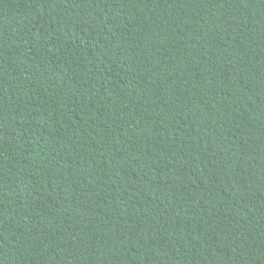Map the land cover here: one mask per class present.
Segmentation results:
<instances>
[{
	"label": "trees",
	"instance_id": "16d2710c",
	"mask_svg": "<svg viewBox=\"0 0 264 264\" xmlns=\"http://www.w3.org/2000/svg\"><path fill=\"white\" fill-rule=\"evenodd\" d=\"M0 264H264V0H0Z\"/></svg>",
	"mask_w": 264,
	"mask_h": 264
}]
</instances>
